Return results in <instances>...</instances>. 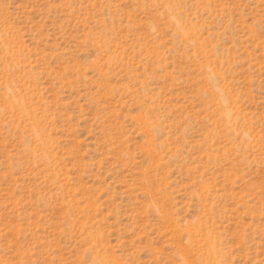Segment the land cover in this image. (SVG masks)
<instances>
[{"label": "rangeland", "instance_id": "1", "mask_svg": "<svg viewBox=\"0 0 264 264\" xmlns=\"http://www.w3.org/2000/svg\"><path fill=\"white\" fill-rule=\"evenodd\" d=\"M0 264H264V0H0Z\"/></svg>", "mask_w": 264, "mask_h": 264}]
</instances>
